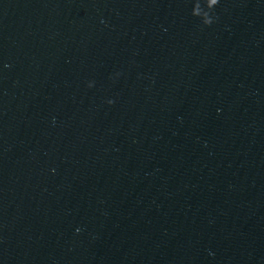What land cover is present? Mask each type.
I'll return each instance as SVG.
<instances>
[{
    "label": "water",
    "instance_id": "water-1",
    "mask_svg": "<svg viewBox=\"0 0 264 264\" xmlns=\"http://www.w3.org/2000/svg\"><path fill=\"white\" fill-rule=\"evenodd\" d=\"M203 6L0 0V264H264V0Z\"/></svg>",
    "mask_w": 264,
    "mask_h": 264
},
{
    "label": "clouds",
    "instance_id": "clouds-1",
    "mask_svg": "<svg viewBox=\"0 0 264 264\" xmlns=\"http://www.w3.org/2000/svg\"><path fill=\"white\" fill-rule=\"evenodd\" d=\"M199 3L201 4V6L203 3V5H204L203 7H206L208 9V11L205 13V18H203V19L200 18V19L202 20V23L205 26H210L214 21V17L211 15L212 10L219 3V0H199ZM192 15L195 17H199V16L194 15L193 13H192ZM88 86L92 87L91 84H89ZM108 103L112 104L113 101L109 100Z\"/></svg>",
    "mask_w": 264,
    "mask_h": 264
}]
</instances>
